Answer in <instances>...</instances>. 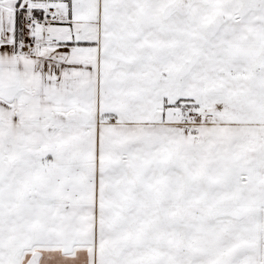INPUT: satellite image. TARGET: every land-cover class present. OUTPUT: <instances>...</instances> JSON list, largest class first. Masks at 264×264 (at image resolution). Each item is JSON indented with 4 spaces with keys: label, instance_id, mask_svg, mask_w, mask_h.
<instances>
[{
    "label": "snow or ice",
    "instance_id": "snow-or-ice-1",
    "mask_svg": "<svg viewBox=\"0 0 264 264\" xmlns=\"http://www.w3.org/2000/svg\"><path fill=\"white\" fill-rule=\"evenodd\" d=\"M0 264H264V0H0Z\"/></svg>",
    "mask_w": 264,
    "mask_h": 264
}]
</instances>
